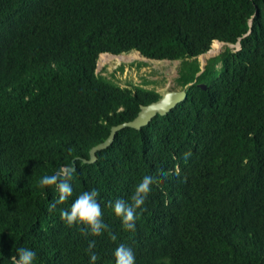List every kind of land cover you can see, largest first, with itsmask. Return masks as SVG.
<instances>
[{
    "label": "trees",
    "instance_id": "trees-1",
    "mask_svg": "<svg viewBox=\"0 0 264 264\" xmlns=\"http://www.w3.org/2000/svg\"><path fill=\"white\" fill-rule=\"evenodd\" d=\"M237 43L201 71L197 57ZM130 53L180 61L186 99L84 163L160 97L94 73ZM73 165L72 196L53 209L58 192L39 179ZM147 168L158 174L137 222L121 226L111 205ZM93 188L98 237L59 216ZM121 238L136 264H264V0H0V264L18 247L34 264H89L90 240L95 264H117Z\"/></svg>",
    "mask_w": 264,
    "mask_h": 264
},
{
    "label": "clouds",
    "instance_id": "clouds-1",
    "mask_svg": "<svg viewBox=\"0 0 264 264\" xmlns=\"http://www.w3.org/2000/svg\"><path fill=\"white\" fill-rule=\"evenodd\" d=\"M190 153H185V158ZM72 169L62 167L51 174H45L39 179V186L47 191L48 186H54L58 196L51 202L50 207L55 209L72 196L71 184ZM158 173L152 168H147L139 177L132 190L131 197L127 200L117 199L111 207L114 215L119 218L121 226L135 224L137 222V205L145 199L153 184V177ZM100 193L93 188L80 192L71 204L59 209L61 221L68 227L82 226L81 231L88 236L98 237L106 229L107 225L103 220V212L98 197ZM115 240L116 237L113 236ZM95 247V240L88 243L89 264H95L98 259L97 253L92 251ZM37 253L29 247H18L16 249L15 264H34ZM113 256L117 264H136L137 249L134 242L127 238L118 240Z\"/></svg>",
    "mask_w": 264,
    "mask_h": 264
},
{
    "label": "rangeland",
    "instance_id": "rangeland-1",
    "mask_svg": "<svg viewBox=\"0 0 264 264\" xmlns=\"http://www.w3.org/2000/svg\"><path fill=\"white\" fill-rule=\"evenodd\" d=\"M226 48L236 51L239 47L237 44L216 46L211 54L197 57L200 69H204L211 58ZM181 65L180 61L153 62L140 57L137 53H130L123 55L118 61L108 56H101L94 73L120 87H136L161 95L166 91L183 89L177 81Z\"/></svg>",
    "mask_w": 264,
    "mask_h": 264
},
{
    "label": "water",
    "instance_id": "water-1",
    "mask_svg": "<svg viewBox=\"0 0 264 264\" xmlns=\"http://www.w3.org/2000/svg\"><path fill=\"white\" fill-rule=\"evenodd\" d=\"M238 47L239 44L237 43ZM111 56V55H110ZM122 56V55H121ZM203 68L201 69V71ZM198 75V74H197ZM201 89L205 90V86L201 85ZM186 87L179 91H166L160 95L159 99L147 104L140 106L139 112L136 117L128 122H124L110 128L109 134L107 138L93 146L89 150V158L87 160H83L84 163L94 164L96 162V153L102 150L107 149L112 145L115 140L116 134L124 129L130 128L134 130H140L142 127H145L149 122L157 115L164 116L168 114L173 108L176 107L179 103L186 99ZM73 171L75 167L71 168Z\"/></svg>",
    "mask_w": 264,
    "mask_h": 264
}]
</instances>
